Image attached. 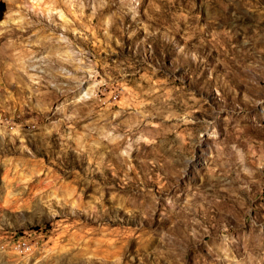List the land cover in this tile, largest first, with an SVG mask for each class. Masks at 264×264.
Segmentation results:
<instances>
[{"label":"rangeland","instance_id":"374dc122","mask_svg":"<svg viewBox=\"0 0 264 264\" xmlns=\"http://www.w3.org/2000/svg\"><path fill=\"white\" fill-rule=\"evenodd\" d=\"M0 264H264V0H2Z\"/></svg>","mask_w":264,"mask_h":264},{"label":"trees","instance_id":"16d2710c","mask_svg":"<svg viewBox=\"0 0 264 264\" xmlns=\"http://www.w3.org/2000/svg\"><path fill=\"white\" fill-rule=\"evenodd\" d=\"M5 10H6V4L4 1L0 0V20L3 18Z\"/></svg>","mask_w":264,"mask_h":264}]
</instances>
